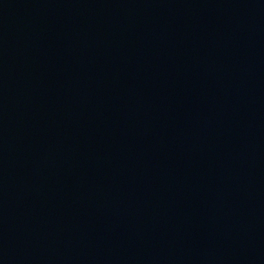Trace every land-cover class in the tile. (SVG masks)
<instances>
[{
    "label": "water",
    "instance_id": "1",
    "mask_svg": "<svg viewBox=\"0 0 264 264\" xmlns=\"http://www.w3.org/2000/svg\"><path fill=\"white\" fill-rule=\"evenodd\" d=\"M0 264H264V0H0Z\"/></svg>",
    "mask_w": 264,
    "mask_h": 264
}]
</instances>
